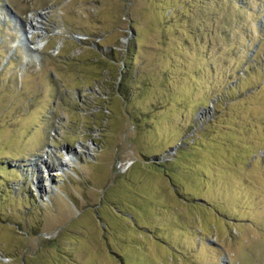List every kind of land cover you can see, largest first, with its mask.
Here are the masks:
<instances>
[{
  "label": "rangeland",
  "instance_id": "1",
  "mask_svg": "<svg viewBox=\"0 0 264 264\" xmlns=\"http://www.w3.org/2000/svg\"><path fill=\"white\" fill-rule=\"evenodd\" d=\"M0 264H264V0H0Z\"/></svg>",
  "mask_w": 264,
  "mask_h": 264
},
{
  "label": "bare ground",
  "instance_id": "2",
  "mask_svg": "<svg viewBox=\"0 0 264 264\" xmlns=\"http://www.w3.org/2000/svg\"><path fill=\"white\" fill-rule=\"evenodd\" d=\"M35 23H37V21H30V22H28L26 25H25V27H26V29H25V31H28V30H39V27L37 26V25H35ZM22 35V34H21ZM25 36V35H24ZM41 164H43V166H45L46 168L48 167V165H46V162H44V160L42 161V163Z\"/></svg>",
  "mask_w": 264,
  "mask_h": 264
},
{
  "label": "built area",
  "instance_id": "3",
  "mask_svg": "<svg viewBox=\"0 0 264 264\" xmlns=\"http://www.w3.org/2000/svg\"><path fill=\"white\" fill-rule=\"evenodd\" d=\"M77 37H78L79 40H85V39H87L86 36H77Z\"/></svg>",
  "mask_w": 264,
  "mask_h": 264
}]
</instances>
